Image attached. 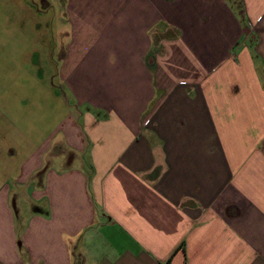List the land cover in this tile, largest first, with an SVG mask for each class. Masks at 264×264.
<instances>
[{
	"label": "crops",
	"instance_id": "crops-1",
	"mask_svg": "<svg viewBox=\"0 0 264 264\" xmlns=\"http://www.w3.org/2000/svg\"><path fill=\"white\" fill-rule=\"evenodd\" d=\"M65 1L71 113L0 150V264H264V0Z\"/></svg>",
	"mask_w": 264,
	"mask_h": 264
},
{
	"label": "rangeland",
	"instance_id": "rangeland-1",
	"mask_svg": "<svg viewBox=\"0 0 264 264\" xmlns=\"http://www.w3.org/2000/svg\"><path fill=\"white\" fill-rule=\"evenodd\" d=\"M68 28L65 0H0V150L7 144L32 150L61 117L71 113L56 76L58 51ZM171 59L175 67L160 69L161 82L194 73L180 52ZM27 140L30 145L23 147Z\"/></svg>",
	"mask_w": 264,
	"mask_h": 264
}]
</instances>
